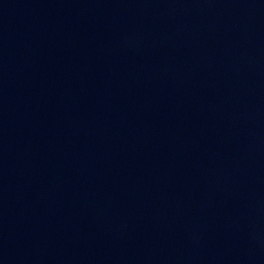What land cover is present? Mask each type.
I'll list each match as a JSON object with an SVG mask.
<instances>
[{
    "label": "water",
    "instance_id": "1",
    "mask_svg": "<svg viewBox=\"0 0 264 264\" xmlns=\"http://www.w3.org/2000/svg\"><path fill=\"white\" fill-rule=\"evenodd\" d=\"M0 264H264V0H0Z\"/></svg>",
    "mask_w": 264,
    "mask_h": 264
}]
</instances>
